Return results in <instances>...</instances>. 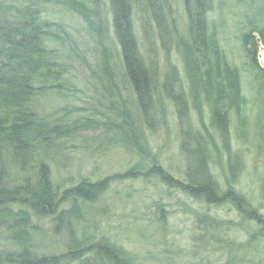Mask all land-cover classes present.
<instances>
[{"label": "trees", "instance_id": "16d2710c", "mask_svg": "<svg viewBox=\"0 0 264 264\" xmlns=\"http://www.w3.org/2000/svg\"><path fill=\"white\" fill-rule=\"evenodd\" d=\"M233 1L245 8L241 67L220 43V0H0V264L253 262L242 252L264 246V196L254 201L237 184L250 158L264 161V63L257 60L264 0ZM66 15L79 20L90 59L60 19ZM75 61L76 81L90 91L82 107L68 103ZM146 131L161 137L155 152ZM88 135L137 159L95 179L59 176L67 165L57 166V154L70 155ZM170 146L187 163L173 170L177 176L163 164ZM150 176L201 208L229 205L239 220L194 210L187 257L140 255L101 233L100 219L93 235L79 234L78 222L96 213L93 203L112 180ZM44 224L48 244L39 242L48 239ZM256 257L264 264L262 250Z\"/></svg>", "mask_w": 264, "mask_h": 264}, {"label": "rangeland", "instance_id": "374dc122", "mask_svg": "<svg viewBox=\"0 0 264 264\" xmlns=\"http://www.w3.org/2000/svg\"><path fill=\"white\" fill-rule=\"evenodd\" d=\"M220 1H222L223 19L225 21L224 25L220 27V43L233 62L241 67L243 60L240 55L237 28L245 10L244 4L239 5L233 0ZM175 8L181 18L183 10L178 4H176ZM215 15L216 13H210L209 17L215 18ZM60 19H63L65 26L69 28L72 34L76 35L75 41L81 53L89 55L88 58L90 59L91 49L83 43L81 37L83 30L79 20L70 15L63 16ZM175 60L181 66L179 60ZM257 60L260 64L264 63V50L261 47L258 49ZM69 73L71 80L75 78V86L71 88L72 91L69 93L71 95H69L68 99L70 101L68 103L82 107L85 105L84 101L90 95V91L85 90L83 85L76 81V78L82 75L80 63L75 61L70 67ZM242 81L244 91L245 86L249 83L247 82V75H243ZM247 95L249 96V92H247ZM54 101L57 102V100ZM55 103L52 101L51 105ZM75 113L71 116L76 117L87 114L86 111ZM114 137L115 134L109 135V138ZM143 138L151 151L155 152L161 137L151 136L146 131L143 133ZM73 143L77 147L72 149L73 151L70 155L66 156L62 153L56 156L55 162L58 167L67 165L65 169L59 170V176L65 177L70 174L76 178L78 173H80L95 179L100 175L121 172L127 166V163L137 159L134 156L131 159L129 153L121 148L111 145L100 146L98 143H105L100 136L95 138L88 135L85 139H77ZM248 154L252 153L249 152ZM162 156L166 158V163L163 164L168 166L172 172L176 168H178V171L179 169L185 170L187 168V163L178 155L174 146L165 148ZM263 162L262 158H250L237 184L239 189L254 201L264 196V193L261 194L259 191V184L264 177L262 174ZM173 174L177 176L179 172H173ZM52 175L54 179L58 176L55 166L52 168ZM93 207L98 215L95 212L94 214H85L84 218L78 222L79 234L93 235L96 232V224L100 219L101 233L116 234L117 237H121V241L127 247L138 249L140 255L146 254L148 251V255L159 258L164 255H182L187 257L194 225V210L207 211L222 219L239 220L231 206L201 208L194 202L182 199L177 192L166 188L154 176H150L146 180H130L123 177L112 180L103 197L94 202ZM161 218L165 219L164 226L159 223ZM43 231L48 239L40 238L39 242L43 244L51 243L52 235H50L51 230L48 224L43 225ZM245 237L246 234L242 232L239 239L243 240ZM261 250L264 252V246L258 249L249 247L247 251H243L242 254H248L253 259V262L247 264H259L256 254L261 252ZM208 255L210 258L213 256L211 254ZM180 262V264H189L186 258H182Z\"/></svg>", "mask_w": 264, "mask_h": 264}]
</instances>
